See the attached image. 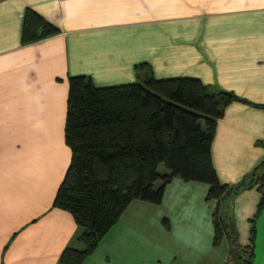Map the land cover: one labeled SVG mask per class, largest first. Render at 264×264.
<instances>
[{
  "label": "crops",
  "instance_id": "obj_1",
  "mask_svg": "<svg viewBox=\"0 0 264 264\" xmlns=\"http://www.w3.org/2000/svg\"><path fill=\"white\" fill-rule=\"evenodd\" d=\"M30 10L58 30L23 45ZM189 77L232 93L216 120L210 161L231 185L264 160V0H0V264H56L80 249L69 213L52 207L70 159L67 79L95 88ZM248 103V104H247ZM205 185L172 178L158 204L132 201L82 264H264V206L255 187L232 202L234 245L212 244ZM253 220V222H252ZM253 223V224H252ZM254 226V241L249 230Z\"/></svg>",
  "mask_w": 264,
  "mask_h": 264
},
{
  "label": "trees",
  "instance_id": "obj_2",
  "mask_svg": "<svg viewBox=\"0 0 264 264\" xmlns=\"http://www.w3.org/2000/svg\"><path fill=\"white\" fill-rule=\"evenodd\" d=\"M57 33L24 11L23 45ZM134 71L133 83L111 87L95 88L83 75L67 79L63 135L70 159L52 207L70 214L81 248L65 246L56 264H82L132 201L160 203L172 178L206 186L204 199L213 202L212 244L225 237L234 245L230 253L238 249L232 229L236 195L255 187V216L264 206V160L231 185L217 181L210 161L216 120L232 101L246 102L195 78L154 79L146 63ZM255 144L264 149V140ZM160 165L165 172H158ZM253 241L251 225V246ZM245 253L240 264H250L252 252Z\"/></svg>",
  "mask_w": 264,
  "mask_h": 264
},
{
  "label": "rangeland",
  "instance_id": "obj_3",
  "mask_svg": "<svg viewBox=\"0 0 264 264\" xmlns=\"http://www.w3.org/2000/svg\"><path fill=\"white\" fill-rule=\"evenodd\" d=\"M210 88H211V87H210ZM157 170H158L159 173H163V172H165L164 169H163V167H162L161 165L158 167ZM205 189H206V187H205ZM205 192H206V190H205ZM204 196H205V195H204Z\"/></svg>",
  "mask_w": 264,
  "mask_h": 264
}]
</instances>
